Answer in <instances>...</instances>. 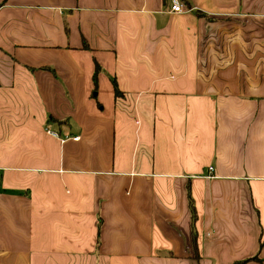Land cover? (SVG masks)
<instances>
[{
  "label": "crops",
  "instance_id": "1",
  "mask_svg": "<svg viewBox=\"0 0 264 264\" xmlns=\"http://www.w3.org/2000/svg\"><path fill=\"white\" fill-rule=\"evenodd\" d=\"M185 1L0 0V264H264V0Z\"/></svg>",
  "mask_w": 264,
  "mask_h": 264
},
{
  "label": "built area",
  "instance_id": "2",
  "mask_svg": "<svg viewBox=\"0 0 264 264\" xmlns=\"http://www.w3.org/2000/svg\"><path fill=\"white\" fill-rule=\"evenodd\" d=\"M184 3L182 2V0H172V5H171V9L170 11L173 12V13H181L184 11ZM49 134L53 135V136H57V137H60V134L56 131H53V130H47ZM74 140H79L80 137L79 136H74L72 137ZM69 139V137H65L63 138V141L64 140H67ZM212 169V167L210 168Z\"/></svg>",
  "mask_w": 264,
  "mask_h": 264
},
{
  "label": "trees",
  "instance_id": "3",
  "mask_svg": "<svg viewBox=\"0 0 264 264\" xmlns=\"http://www.w3.org/2000/svg\"><path fill=\"white\" fill-rule=\"evenodd\" d=\"M182 2H185V3L189 4L188 1H185V0H182ZM96 67H97L96 72H98V70H99V66L97 65ZM96 72H95V77H96ZM114 82H115V92H116V97H119L120 94H121L122 92H121L120 89L118 88L117 82H116V81H114ZM189 196H190V207H191V215H192L193 229L195 230L194 223H195V221H196V219H197V214H196L195 204H194V202H193V199H192L191 193L189 194ZM195 244H196V242H195ZM243 263H244V262H238V263H236V264H243Z\"/></svg>",
  "mask_w": 264,
  "mask_h": 264
},
{
  "label": "rangeland",
  "instance_id": "4",
  "mask_svg": "<svg viewBox=\"0 0 264 264\" xmlns=\"http://www.w3.org/2000/svg\"><path fill=\"white\" fill-rule=\"evenodd\" d=\"M52 129H56L57 128V126L56 125H54L53 127H51Z\"/></svg>",
  "mask_w": 264,
  "mask_h": 264
}]
</instances>
